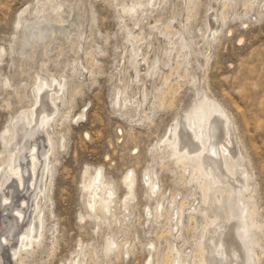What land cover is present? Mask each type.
Instances as JSON below:
<instances>
[{
	"label": "bare ground",
	"instance_id": "1",
	"mask_svg": "<svg viewBox=\"0 0 264 264\" xmlns=\"http://www.w3.org/2000/svg\"><path fill=\"white\" fill-rule=\"evenodd\" d=\"M60 1L61 0H37L32 12L27 10L28 7L21 11V31L19 30L18 49H15L12 53L10 52L13 56L15 55L19 58L18 67L20 68L21 74L27 78H32L34 83L31 86V96H33V99L27 101V106H21L15 116L11 118L10 124H8L9 127L4 136L5 153L4 156L0 157V264H5V261H9L11 264H25L27 260L29 261V258L27 260L25 259L27 256H30L29 254L31 251V254H33V249L35 247L40 248V246H43L41 244L48 241L46 239L42 243L43 239H45L44 235L50 230L49 227L46 229L44 226V223L47 221L45 217H53V215H51L53 212L51 210L52 208L49 210L47 202L50 200L49 196L51 195L48 196L51 192L48 193L49 188L51 187L50 185H52L51 177L54 174H52V169L58 162L56 155L58 156V149L62 145V140L59 141V127L62 122L71 121L74 118V116L71 115L70 117L67 116L70 111H67V113L65 109H69L70 107L66 108L65 105L68 101H73H70V99L75 94L78 95L82 92V90H80L83 87V85L80 84L81 82H77L76 84H73V86L71 85V88H68L69 91H67L69 83L64 80L65 75H62V77L61 75L49 74L44 68L45 66L42 61H40L42 63L39 68H31V62L33 63L37 59V56H45L48 52L52 53V50H56L55 53L59 54V50L62 49L61 47H64L65 44V49H67L66 47H69L67 44L70 46L74 45L78 48L85 44L82 40H85L87 37L81 39L83 33L82 30H84L81 28L84 27V22L86 20L84 19V21H81L80 18H77L78 16L80 17V15H76V22L72 20L71 23H68L67 21H69V19L67 21L66 18L65 20L62 19L59 10H62L61 7H63L62 3L64 2ZM128 1L129 2L126 3L125 0H119L116 3V6L120 8L121 12V15L118 17L119 24H121L120 28L124 34L125 42L129 43V47L127 48L124 46L122 51L124 54L127 53L126 56L128 58H126L129 60L127 62H129L130 67L134 71V80L132 81L134 83L133 87L135 85V92L131 94L132 90H130V88H132V86L129 87L130 85L128 86L130 91H126L128 88L126 86L127 84L124 83L123 85L121 82L123 86L120 88L122 89L118 88L119 86L117 85L119 84L116 85L117 88L114 86L115 92L113 94L112 103L114 106H121L126 110L127 108H130V110L137 115L141 113L143 115L140 116L139 119L146 120V113L148 111L146 110L147 112L145 113L141 110V104L144 101L147 103V97H151L152 99L150 103L151 107H148V110L150 111L149 113H152L153 111L151 112V110L154 108L164 107V105H166L165 107H169V105H171L170 101H164V95L171 92V94H169L170 97H172V94L175 93L174 91H176L177 87L179 89L181 87H179L177 83L178 81L170 80V78H173V75L183 80L184 83L188 85L191 84L190 86L194 87V84L196 83L195 81H197L196 76L198 75L195 76L194 72H201L200 69L204 66L206 68V65L204 64H206V59L209 56L207 51L209 50V46H211V52L213 45L211 44V40L215 39L216 42H218L217 40L219 38L216 39V35L220 33L222 24L223 26L225 24L227 11L232 10L229 8L240 0H213L212 5L207 12L209 14L206 15L207 21L204 24L203 29L199 30L202 38V45L198 46V48L193 46L189 37L183 35L187 32L184 33L178 31L177 29L179 27L176 30H170L171 24L166 23L163 28L160 27L161 30H156V32L158 31L156 34L164 37L166 44H163L167 46L164 47L163 45L164 48H161V45H157L158 47L154 46L156 48L154 49L156 53H152V58L149 57L150 60L147 57L149 55L148 50L146 51L147 53L145 52V47L148 49L150 46L151 48L153 47V44L150 45L151 43L148 42L150 36L146 37L148 39H146V42L144 35L140 32L141 28L138 27L136 32L132 29L133 26L136 27L141 25L139 23L140 20L137 17L138 15L136 14L137 12H144L145 14L147 12L149 13V11H151L153 7L155 8V6L159 7L160 5L163 6V4L166 5L168 0ZM174 1L175 0H173L172 3H174ZM181 1L183 2L182 10L185 9L184 11H186V17L184 18V21L182 20L185 24L188 19L192 20L190 19V16L192 15H188L189 13L194 12V8L198 2L197 0ZM169 5L167 6L170 7L173 4ZM241 5L243 6H241L243 9L246 8L252 10L255 8V11L252 10V12L256 15H260L262 12L264 13V0H243ZM147 6L150 7V10H148L149 8ZM235 6L233 7L235 8ZM164 7L166 8V6ZM237 7L240 8V5ZM237 7L236 9H233V13H235L234 10L236 11ZM170 8L171 10L173 9L172 7ZM170 8H168V10ZM60 12L62 13L63 10ZM152 13H150V15ZM157 13L159 14L160 12ZM246 13L248 12L246 11ZM27 15H30L29 19L27 18ZM69 16L66 17L68 18ZM173 16L175 15H171V17ZM153 17L155 19L154 15L152 18ZM156 17L159 20L162 16ZM233 17L234 15L230 18L233 20ZM256 17L258 16H255V18ZM141 18H143V16ZM144 19L145 18L141 20V23L144 21V25L146 26L147 19ZM173 19L172 22H177V20L174 19L173 21ZM229 19L227 22H229ZM82 22L83 26H81ZM129 22L130 24H128ZM166 22H168V20ZM178 22L180 21L178 20ZM151 24L154 25L156 23H150L148 26H152ZM128 25H130V27H128ZM156 25L152 26L151 29H148L150 30V33H148L149 35L151 34L152 29H159L157 28L159 26ZM181 25L183 24L181 23ZM181 25L180 27L183 29L186 27L185 25ZM186 25L188 24L186 23ZM143 32L146 33L144 30ZM89 33H91V30ZM84 34L85 31L83 36ZM154 34L155 33L151 34L153 38L156 36V34L155 36ZM90 35L92 36V34ZM79 40L84 44H81V41ZM143 40L145 42H143ZM151 41L152 39L150 42ZM59 42L63 44L65 43L64 46L62 45L60 47ZM155 42H158L157 39ZM144 43L145 47H143ZM49 46L50 48H48ZM58 47H60V49ZM56 48H58V50ZM65 49L63 48V50ZM75 50L72 51L75 52ZM159 51H162V54L165 57L162 54L157 55ZM93 52L91 53L93 54ZM0 53V56H3L6 54V51L2 49ZM55 53H53L54 57L51 55L52 59H56L57 56L55 57ZM75 53L77 54V52ZM91 53L89 52L86 55L89 56L91 65H93L97 61L93 59L94 57L91 56ZM12 55L10 57H12ZM158 56L164 57L163 62L162 60L160 61L161 68L158 65L160 60ZM84 59L86 60L85 56ZM79 60L81 62L82 58ZM126 60L121 61H124L125 63ZM165 60H167V62H172L173 60L174 62L172 63L173 65L166 67V71H162L161 69L164 68L163 66L170 65V62L166 63ZM52 62H54V60ZM78 62V58L76 57L73 60L74 64L71 68L72 73L76 78L85 75L81 73V71L83 72L81 69L86 70L84 67H81ZM82 62L84 61L82 60ZM85 64L83 66H85ZM91 65L89 66L91 67ZM79 66L80 69L78 68ZM93 68L94 67L91 69ZM31 69L34 76L29 73ZM90 71L91 70H88L87 72ZM122 72H120L118 68L119 74L117 73V75L122 77L125 70ZM87 75L91 76V73ZM123 78L125 79V77ZM123 78L121 81H123ZM198 78L201 79L200 77ZM66 80L68 81V79ZM156 80H158V83ZM1 82L2 85H0L3 90H12V92L16 94L15 96L19 99L20 103L23 100L22 96L23 98L24 96L26 97L24 91L30 83L20 82L19 85L15 87L6 78ZM199 82L197 81V83ZM81 85L82 87H80ZM198 87L200 88L199 85ZM199 88H193L197 99L193 101L188 109L184 110L180 115L174 118L173 123L167 127L165 137H163L164 139L158 141V143L153 146V154H156L155 156L159 161V166L164 167L171 164L174 169L171 170V172L173 171L175 173L176 171V175L178 174V181L189 186V192L191 189L193 190L188 194L198 198L195 199V205L188 206L185 199L177 203L173 195H170V197L165 199V197H163L165 196V193L163 194V192L161 193V191H159V181H156V173L153 172L151 167L147 168L143 173L142 181L148 188L147 196L149 198L156 196L162 200V203H157L153 210L147 209L150 219H154L156 223L159 218L165 216L167 223L165 224L166 228L163 232L174 239L180 238L181 231L185 227L183 221H186V224L191 222V229L194 233L197 232V237L194 240V247L191 246L186 251H182L178 247L175 248L174 246H168L164 257L158 264H259V253L257 254L256 249L261 250V246H263L261 245V240H264V221L259 219V214L257 212L258 208L256 209L254 203L255 198L253 195L255 188L253 189L250 183L251 175L242 164L244 161L242 154L235 151L233 148L234 142L231 139L232 129L229 127L232 123L229 124L230 121L228 119V114H226L227 111L225 112V108L223 109L219 105V102L217 103L215 100L211 99L203 92V90H201V92ZM127 92H130V94ZM138 93H140V100L135 97V94ZM10 94L7 93V96ZM4 102L6 103L5 109H11V103H9L7 99ZM144 106L145 105H143V107ZM132 111L127 112L132 113ZM124 113L126 116V111ZM129 113L128 116L133 114ZM154 113L156 114V111H154L153 114ZM82 116L83 113L80 111L77 114V118L82 119ZM139 119L138 121H140ZM100 169L101 168L95 169L93 175H91L90 172H88L89 170L87 171L86 169L83 172L84 176L81 184L86 190L84 193V201L86 208L88 209V216L96 219L97 222L100 220L103 224L108 225L110 219L114 217L116 221H120L119 216L116 215V211L121 215V218H129V215L132 214L129 211L131 208L130 201L133 200L132 198L134 197V173H132V170L130 169L123 176L122 184L126 191L122 197L118 199L116 196V188L114 187L116 185H113L114 183L112 184L111 180H106ZM95 175L97 176L95 177ZM16 202L19 204H16ZM165 206L167 209H165ZM172 210L175 211V219L172 217ZM7 211H10L12 214L4 217L3 213ZM81 218L83 217L81 216ZM172 220H174L173 224L171 223ZM47 223H49V220ZM53 223H55V221H53ZM54 226L55 225H53V228ZM228 228H230V231ZM54 231L56 232V230ZM227 233L230 234L235 248L230 247L231 244L223 239ZM48 235L50 234L48 233ZM53 236V234L52 236L50 235V237ZM108 237L109 248L116 250L117 258L122 259L124 255L131 253L130 248H126L124 243L118 244L114 240L112 234H108ZM54 242L57 244L55 240ZM6 244L7 248L4 249L2 246H5ZM126 244L127 243L125 242V245ZM50 246L49 248L51 249ZM241 249L244 251V254H242ZM32 263L34 262L32 261L29 264ZM71 264H79L77 256L71 260ZM144 264L152 263L148 261Z\"/></svg>",
	"mask_w": 264,
	"mask_h": 264
},
{
	"label": "rangeland",
	"instance_id": "2",
	"mask_svg": "<svg viewBox=\"0 0 264 264\" xmlns=\"http://www.w3.org/2000/svg\"><path fill=\"white\" fill-rule=\"evenodd\" d=\"M62 1L64 2L62 3L63 7H61L63 12L61 13L60 11L62 10H59L62 19L65 20L66 18V21L69 19V21H67L68 23H71L72 20L76 22L77 18H80L81 21H84V19L86 20L84 22V27L81 28L84 29L82 30L83 33L85 31L84 36L82 33L81 39L87 37L85 39L86 42L82 40L84 44L79 40L85 47L81 45L80 48H78L71 45L72 47L74 46L72 48L67 44L69 47L65 49L66 44L64 43V46L61 41L59 42V46L61 47L63 45L64 47H61L62 49L58 47L60 49L59 54L55 53L56 50H52V53L48 52L45 55L46 57L44 55L39 56L43 59L37 56V59L35 58L36 60L33 63L31 62V68L37 69L43 62L44 68L49 74L65 75L64 80L69 83L67 91H69L68 88H71V85L73 86V84L77 82H81L80 84H82L83 87L82 85L80 86L82 89L79 87V89L82 90V92H80L81 94H75L76 97L74 95L70 99V101H73H68L65 105L66 108L70 107L69 109H71H65L66 112H71H67V116L70 117L71 115L74 116V118L71 121L64 122L65 125L62 122V126L60 125L59 127V141L62 140V145L58 149V156L56 155L58 164L56 163L53 167L54 170L52 169V174H54L51 177L52 185H50L51 187L48 193L51 192L49 194L47 193L48 196L51 194L47 205H49V210L52 208L51 210L53 212L51 211V215L55 217L54 219L52 216L48 218L47 216L45 217L47 221L45 220L44 226L46 229L49 227L50 230L44 235L45 239H43L42 243L46 239L48 241L41 244L43 245L40 246L41 249L35 247L33 249V254H31V251L29 254L30 256H27L25 259L27 260L29 258V261L27 260L28 262L26 261L25 264H29L32 261L34 262L32 264H71V260L75 256H77L79 264H144L148 261L152 264H158L164 257L168 246L178 247L182 251H186L194 245L197 232L194 233L191 229V222L186 224V221H183L185 226L183 228L184 231H181L180 238L174 239L163 232L166 228L165 224L167 223L165 216L159 218L156 223L154 219H150L147 209L153 210L157 203H162V200L156 196L151 198L147 196L148 188L144 185L142 178L144 171L151 167L153 172L157 175H155V179L159 181V191H161V193L163 192V194L165 193V196H163L165 199L173 195L177 203L185 199L188 206L195 205V199L198 198L188 194L193 190L191 189L189 192V186L178 181V174L176 175V171L175 173L173 171V173L171 172V170H174L171 164L164 167L159 166V161L155 156L156 154H153V146L158 143V141L164 139L163 137H165L167 127L173 123L174 118L188 109L193 101L197 99L194 89L199 88L198 85L200 86V91L203 90L207 96L217 103L219 102V105L223 109L225 108V112H228H226V114H228L229 124L232 123L229 127L232 129L231 139L234 142L233 148L243 156L244 161L242 164L247 169L248 173H250V183L252 188H255L253 196L255 198L254 203L256 209L258 208L257 212L259 214V219L264 221V13L262 12L260 15H256L252 12V10L255 11V8L252 10L243 9L241 5L243 0L237 1L238 4L236 2V6L235 4L233 5L235 8L231 6L229 9L232 10L227 11V18L232 12L234 15L233 20L230 18L233 16L231 14L229 17L230 19L228 18L229 22H227L228 19L226 18L224 26L222 24L220 33H218L220 36L218 34L216 35V39L219 38L217 40L218 42H216L215 39L211 40V44L213 45L211 52V46H209V52L207 51L209 56L207 55L208 57L206 59L208 63L205 62L206 64H204L206 68L204 66L203 68L201 67L204 69H200L201 72H194L195 76L198 74L196 78L197 81L199 82L200 80V82L197 83V81H195L197 85L195 83L194 87L192 86L193 89L190 86L191 84L188 85L184 83L183 80L173 75V78H170V80L178 81L177 83L179 87H181L180 89L177 87L176 91H174L175 93L173 92L174 94H172L173 96L171 95L172 97H170L171 92L164 95V101H170L171 103V105H169L170 108L164 105V107L151 110V112L156 111V114H153V112L149 113L148 107H151L150 103L152 99L151 97H147V103L144 101L145 104L144 102L141 104V110L145 113L148 111L146 113V120H143L139 119L143 114L139 113L137 115L135 112L133 113L130 108L126 110L121 106H114L112 103L113 94L115 92L114 89L117 88V86L120 88L126 83L127 87L129 85V87L132 86V88H130V90H132L131 94L135 92V85L133 87L134 83L132 81L134 80V71L130 67L129 62H127L129 61L126 56L127 53L124 54L122 51L124 46L127 48L129 47V43L125 42L124 34L120 28L121 24H119L118 20L121 12L120 8L116 6V3L119 0H61L60 2ZM125 1L126 3L129 2L128 0ZM172 1L173 0H168L166 5L163 4V6L153 7L155 10L152 9L149 13H146L147 16H151H148L149 19L144 12H140L141 14L137 12L136 15H138L137 17L141 25L138 23L140 26H133V31L136 32L138 27L141 28L140 32L144 35L145 41L147 42L148 39H152L151 42L150 40H148V42L151 43L150 45L153 44L152 48L154 50L156 49L155 47L159 45H161V48L163 45L164 47L167 46H165L166 40H164V37L159 34L158 37L156 34L158 31L156 32V30H161L166 23H170L173 26L170 25V30H176L179 27L177 29L178 31L187 32L183 35L189 37L193 46L198 48V46L202 45V38L199 30L203 29L207 21L206 15L209 14L207 12L213 0H197L198 4L194 8L195 13H189L188 15L190 16L191 14L193 16H190L191 18L189 17L192 20L188 19L190 23L186 21L185 24L183 21L186 17V11H184L185 9L182 10L183 2L181 0L180 2L179 0H175L176 2L174 1V3H172ZM36 2L37 0H0V52L2 49L6 51L5 55L0 56V84L2 85L1 81L5 78L15 87L18 86L20 82L30 83L24 91L26 97L24 96L23 98L22 96L23 100L21 103L12 90L6 91L4 89V92L0 85V89L3 91H0V157L4 156L5 153L4 136L9 127L8 124H10L11 118L15 116L21 106H27V101L29 99H33V96H31V86L34 80L21 74L20 68L18 67L19 58L15 55L13 56L11 53L15 49H18V37L21 31V11L28 7L27 10L32 12ZM169 4H173L174 6H170ZM167 5L173 9L171 10ZM239 5L240 8L237 7ZM164 6H166V8ZM167 7L170 9L168 10ZM236 7L237 10H234L235 14L233 13V9H236ZM148 8L147 9L150 10V7ZM246 11L248 13H246ZM157 12L160 13L158 14ZM150 13L152 14L150 15ZM76 15H80V17ZM153 15L156 20L154 17L152 18ZM171 15L175 16L171 17ZM66 16L69 17L67 18ZM142 16L145 18L144 20L147 19V27L144 25V21L141 23V20H143V18H141ZM156 16L162 17L158 20ZM255 16L258 17L255 18ZM27 18L29 19L30 15H27ZM173 18L177 20V22L179 20L180 22L178 23L180 25L182 23L183 25L181 26L185 25L187 28H181ZM172 19L174 22H172ZM167 20L168 22H166ZM150 23H158L157 25L151 24L152 26H159L157 27L159 29H152L153 33L156 34V36L154 34L155 38L151 35L153 34L152 30L151 34H148L150 33L148 29L152 27L148 26ZM186 23L188 25H186ZM128 24H130V22ZM81 26H83V22ZM128 27H130V25H128ZM90 30L91 33H89ZM143 30L146 33H144ZM90 34H92V36ZM147 36H150V38L147 39ZM156 39L158 42H155ZM145 41L143 40V42ZM144 45L145 43L143 47H145ZM48 48H50V46ZM58 48L56 49L58 50ZM63 48L65 50H63ZM152 48L151 46L149 49L145 47V52L148 50L149 55L147 54V57L149 60L152 58V53H156ZM72 50H75L78 56ZM89 52H93L91 56L94 57L93 59L97 61L95 62L97 64L94 63L91 65L90 58L86 55ZM7 53L11 54L12 57ZM53 53H55V57L57 56L56 59H52L51 55L54 57ZM159 53H157V55H161L162 51H159ZM163 56H158V58H160L158 62L159 66L161 64L160 61L162 60L163 62L164 60L165 56ZM76 57L79 61L78 64L86 69H81L83 70L81 73L85 74L82 75L84 78L81 76L76 78L72 73L71 68L74 64L73 60ZM81 58L84 62H82V60L80 62L79 59ZM53 60L54 62H52ZM121 60L126 61L124 63V61ZM165 62H170V65H162L164 67L161 69L162 71H166V67L173 65L172 63L174 61L167 62V60H165ZM83 63L89 64L91 67L86 64L83 66ZM80 66L78 67L79 69ZM92 67L94 68L91 69ZM118 68L120 72L125 70V76L124 74H122V77L117 75ZM88 70H91L93 73L91 71L87 72ZM32 72L31 69L29 73L34 76ZM90 73L91 76L87 75ZM123 77H125V79ZM122 78L123 81H121ZM66 79H68V81ZM73 81L76 82L74 83ZM156 82L158 83V80H156ZM114 86L116 87L114 88ZM129 87L126 91H130ZM7 93L11 94L7 96ZM127 93L130 94V92ZM135 95L134 96L140 100V93ZM6 99L11 103V109H5L6 103L4 101ZM143 105L145 106L143 107ZM80 111L83 113L82 119L77 118V114ZM125 111L126 116L124 115ZM127 111H132L133 114ZM128 113L133 116H128ZM138 119L140 121H138ZM152 155L156 160L152 158ZM98 168H101L100 171L106 180H111L112 184L114 183L113 185H116L114 187L116 188V196L118 199L121 198L126 191L122 184L123 176L130 169L132 173L135 174H133L135 179L133 188L134 197L132 198L133 200H131L132 202L130 201L132 209L130 208L129 210L132 214L129 215V218H121V215L116 211V215L119 216L120 221H116L114 217L110 219V226L108 224H103L100 220L97 222L96 219L90 218L87 214L88 209L84 201V193L86 190L81 184L84 176L83 172L86 169L93 175L95 169ZM96 176L97 175H95V177ZM16 204L19 203L16 202ZM165 209H167V207ZM171 212L173 213V219H175V211L172 210ZM11 214L10 211H7L3 213V216L5 217ZM81 216L83 218H81ZM48 220L49 223H47ZM53 221H55L56 224L53 223ZM171 223L173 224L174 220H172ZM53 225H55L54 228ZM228 229L230 231V228ZM54 230H56V232ZM48 233L51 236L53 234L55 237H50ZM108 234H112L114 240L118 244L124 243L126 248L129 247L131 253L124 255L122 259L117 258L116 250L109 248ZM223 239L231 244L230 247L235 248L229 233H227ZM54 240L57 244H55ZM125 242L127 243L126 245ZM261 245H263L261 246V250L263 251L256 249V252L257 254L259 253L258 263L264 264L263 239L261 240ZM49 246L51 249L53 247V249L51 250ZM2 247L6 249L7 244ZM242 254H244L243 250ZM5 264L11 263L5 261Z\"/></svg>",
	"mask_w": 264,
	"mask_h": 264
}]
</instances>
